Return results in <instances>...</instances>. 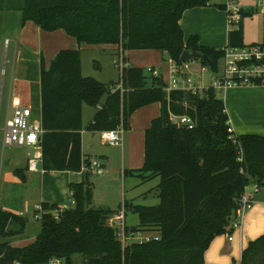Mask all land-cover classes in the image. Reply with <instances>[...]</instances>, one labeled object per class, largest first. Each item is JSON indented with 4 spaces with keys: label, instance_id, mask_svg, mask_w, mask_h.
Returning a JSON list of instances; mask_svg holds the SVG:
<instances>
[{
    "label": "trees",
    "instance_id": "1",
    "mask_svg": "<svg viewBox=\"0 0 264 264\" xmlns=\"http://www.w3.org/2000/svg\"><path fill=\"white\" fill-rule=\"evenodd\" d=\"M206 5L211 0H0V28L17 17L19 26L33 21L44 31L62 29L78 44L160 50L176 65L182 63L184 49L198 50L209 58L200 61L202 66L217 73L222 47L200 45L196 34L184 39L179 23L185 10ZM213 5L223 9L221 2ZM249 14L242 11L237 26L228 31L227 45L264 47L244 42L241 20ZM122 60V72L112 84L82 74L79 48L61 49L48 68L41 66V167L80 171L88 166L81 137L84 104L96 108L86 129L100 132L119 125L125 129L135 110L160 103L159 115L144 131L143 164L126 172L142 179L159 176L158 203L124 201L118 209L138 217L137 225L126 229L154 231L156 238L123 245L117 229L108 224L113 212L93 206V185L85 172L69 184L72 208L54 216L56 203H40L39 231L26 245L10 243L25 236L23 216L0 209V264H47L53 258L63 264H204L211 241L231 230L247 185L264 187V135L228 133L224 101L213 86L196 93L166 91L161 76ZM253 83L264 84L261 79ZM170 114L186 115L194 124L172 123ZM102 217L106 220L101 224ZM238 264H264V233L248 241Z\"/></svg>",
    "mask_w": 264,
    "mask_h": 264
},
{
    "label": "crops",
    "instance_id": "2",
    "mask_svg": "<svg viewBox=\"0 0 264 264\" xmlns=\"http://www.w3.org/2000/svg\"><path fill=\"white\" fill-rule=\"evenodd\" d=\"M248 2L250 1L243 0L244 4L252 5ZM249 12L251 14V11ZM3 18L5 19V21H9L11 19L8 14H5ZM16 18L17 17H15L14 21L12 20L11 24H7L3 29L0 28V51L2 46L8 48L9 44H13L11 73L8 79L7 88L3 91L5 97L4 102L7 109L8 107L15 106L21 102H24L29 107H32V109H35V112L32 110L33 116L40 118L39 74L40 68L41 66H43V56L47 55L49 58H54L57 52L61 49H80L81 72L85 76H92L89 74H84L83 72L81 52L82 50L86 49L98 48L101 51L105 50L112 52L111 54H116L117 52H119L122 58L125 57L127 62L131 66L143 68L144 65H152L151 67L154 66V64H147V62H145V64H141L142 62H140L146 60L145 58L148 52H152V50L148 51L147 53H142L140 49H135L140 51H119L118 47L112 44H78L73 37L69 36L62 29L44 31L41 30L40 27L33 21H26L24 25L19 26L18 22H16ZM179 23L183 30L184 39H186L191 34H196L199 37L200 45L223 47L221 45L224 44L225 46L227 44L228 24L224 9L213 7L211 5L189 8L183 12ZM13 26L17 27V30L14 35H10L9 29L13 28ZM245 39L246 38L244 36V42L247 43ZM6 40H8L7 43ZM253 42L264 43V38L260 39V41H252L250 43ZM35 51L37 57L34 59V61H32L37 65L34 68L35 70H32L31 77L30 75L27 76L26 73H22L21 79L24 80L19 82L18 77L14 76V71L17 70L18 58L20 60H25V62L29 61V54L34 53ZM125 53L128 54V57L125 55ZM131 60L133 62H131ZM168 61H170L169 68H171L173 62L171 59H168ZM7 64L8 62L5 63V65ZM199 67L200 69L198 70V72L201 75L206 71V68L202 65H199ZM44 68L46 69L47 67ZM28 71L29 70L27 69V72ZM94 71L98 73L102 72L100 63L96 64V66L94 67ZM192 72L194 71H192L191 69L190 74H192ZM29 78H32L33 81L31 82L30 80V82H27ZM97 80L106 83L105 80L99 78ZM110 82H113V80L111 79ZM103 100L104 98L101 102H103ZM223 101L225 105V112L228 117V123L232 126L236 135L244 133L264 135V84H246L245 86L241 85L228 88L226 90V96L224 97ZM95 111L96 108L85 104L82 107V150L84 158L89 159L88 164L90 163V161L95 160L93 158H90V156L92 155V153L90 152L92 148V135L88 138L87 142H85L84 134L86 132H92L98 133L99 135V132H93L86 129V126L91 120ZM159 113L160 103L153 102L151 104L138 108L130 115L128 126L123 130V142L121 146L123 156L126 150V146H129L130 150H132L131 143L133 141V137L131 134H133L134 132L132 130V127H138V134L143 138L144 141L145 129L150 125L151 120L157 117ZM85 114L87 115V118ZM31 152L32 150L28 148L26 149L22 158H20L19 160H15L14 158L10 157L8 158V160H3L4 157L2 156L3 153L1 151L2 160L0 162V189L2 187L4 188V184H6L12 185L13 191L11 193L12 198L7 199L5 201V205H3L4 207L2 206V208L0 207V209H6L9 211L12 209L13 204L18 202V200L15 201L13 199L12 194H14L15 188L20 186L21 179L26 185L25 186L23 184V186L25 187L24 194L27 195H25V197H21L26 202L24 204L26 208L32 207L33 209L36 204L41 202L56 203L60 210L72 208L74 206V202L69 189V184L73 181H80L85 172L90 173L89 169H87V167L85 166L86 168H83L80 171H31L27 168V162L28 158L31 155ZM103 157L105 158L104 155ZM129 162L130 159L128 158V164ZM5 165L8 166V170L11 169L12 173L13 171L17 170L18 173L16 175H18L19 177H17L15 174L12 175L11 172L6 170L4 167ZM100 165L103 168L106 167V164ZM122 165H124V163ZM139 167L126 168L123 166L121 169V177L123 178V183H125L126 178L131 179V183L135 182L133 186H137L153 179H157V182L153 184V186H151L147 190H144L138 197L132 199L133 203L155 205L158 203V198L155 193V187L159 183V176H151L149 178L142 179L137 175L126 173L129 170L138 169ZM2 172H6L5 175ZM103 173L101 174L104 175ZM252 186L254 187L255 184H252ZM262 191H264V187H258L257 190H248L246 187V193L253 200L252 207L245 211V213L241 217L240 225L238 227H234L235 229H232L231 225V230L229 232L218 235L211 241L209 247L205 250L203 255L204 264H232L233 260L238 264L241 258L242 250L244 249L248 241L264 233V192L262 193ZM28 192H31L32 194L29 195ZM92 204L95 207H103L111 210L109 207L97 205L94 200ZM111 212L114 213L113 210H111ZM130 212L132 211H126L124 213V222L128 227L135 226L138 223V217L137 220L132 222V224L127 223L126 217ZM32 213L34 214V211H32ZM17 215L24 216L23 212L21 211ZM24 218L27 222L30 220L28 216ZM33 240L34 236H15L10 239V243L14 246H23L32 242Z\"/></svg>",
    "mask_w": 264,
    "mask_h": 264
},
{
    "label": "rangeland",
    "instance_id": "3",
    "mask_svg": "<svg viewBox=\"0 0 264 264\" xmlns=\"http://www.w3.org/2000/svg\"><path fill=\"white\" fill-rule=\"evenodd\" d=\"M221 0H211V3L213 7H217L213 4H216L220 2ZM243 2V0H241ZM250 4L254 5L253 12L247 16H242L241 20V26H242V31L245 36V40L247 43H250L252 41H260V39L264 38V12H262L261 5L264 3V0H249ZM246 3V2H244ZM17 30V27L10 28L9 29V34L14 35ZM252 40V41H251ZM94 45V44H93ZM221 46H224L221 45ZM12 48L13 44H9L8 48H5L4 46L1 47L0 51V162H1V151H2V156L4 157L3 160H8V158H14L15 160H19L22 158L24 155L26 149H28L26 146L23 147H15V146H3V136H4V128L6 121H10L13 113V106L11 107H6L5 104V97L3 94V91L7 88L8 84V79L11 73V58H12ZM142 53H147L146 60L140 61L142 62L141 64H154V69L156 68L158 74L162 76V79L164 80L165 83H168L170 80L171 76V68L170 66V61H168L167 55L163 52L161 53L160 50L156 49H140ZM140 50H135V51H140ZM33 52V51H32ZM112 52L109 51H101L98 48H93V49H86L82 50L81 52V59L83 63V72L84 74H89L92 75L96 79H102L105 80V84H112L118 81V68L115 67L113 64V60L117 58V54H111ZM125 55L128 57V54L125 53ZM39 56V54H38ZM37 57L36 51L34 53L29 54V61L25 60H20L18 58V64H17V70L14 71V76L18 77L19 82H21L24 79H21V74L26 73L27 76L32 74V70H35L34 68L37 66L34 64V59ZM52 58H49L47 55L43 56V66L44 67H49ZM8 60V61H7ZM5 65V63H7ZM131 62H133L131 60ZM97 63H100L102 67V72L98 73L94 71V67L96 66ZM190 64V70L196 72H192L191 77L193 80H195L201 87H208L211 85L213 82H216L217 76L220 75L221 73V63L219 61V70L217 73L212 71L210 68L207 66L206 71L203 72L201 75L199 74L198 70L200 69L199 65L201 66L202 64L200 61L192 60L189 61ZM152 66V65H151ZM150 65H144L145 72L148 73L149 70L148 68L151 67ZM152 67V68H153ZM27 69L29 70L27 72ZM113 80V82H110V80ZM33 81L32 78H29L27 82ZM18 83V82H16ZM245 86V85H244ZM215 91L217 94V97L224 99L226 96V91H223L222 89H219L215 87ZM19 104L26 105L24 102H21ZM29 107V106H28ZM31 110L35 112V109L30 107ZM7 110V111H6ZM7 113V116H6ZM86 118L87 115L85 114ZM137 126L132 127V130L134 131L132 135L133 141L131 143L132 150H130L129 146H126V150L124 152V156L122 155L121 151V146L120 145H112V144H102L100 142V138L98 133H92V132H86L84 134L85 137V142H87L88 138L91 136V143H92V148L90 152L92 155L90 158L95 159L99 164H106L105 168H102L104 171V175L94 173L92 167V170L89 169L90 175H89V181L93 185V200L97 205H102L109 207L111 210L114 211L110 217L116 215L118 213V208L119 205L123 204L124 201L132 202V199L138 197L140 193H142L144 190H147L153 184L157 182V179H153L151 181L142 183L137 186H133L134 183H131V179L126 178L125 183H123V178L121 177V169L122 167L126 168H135V167H141L144 161V141L141 136H139L138 131H137ZM84 142V140H83ZM3 147V148H2ZM105 156V158L103 157ZM128 158L130 159V162L128 164ZM124 163V165H122ZM6 170H8V166H4ZM139 167V168H140ZM5 171V170H4ZM11 172V169L8 170ZM4 175L6 172H2ZM49 173V172H48ZM12 175H16L15 171L13 173L11 172ZM19 177L18 175H16ZM39 177V176H38ZM21 184L19 187H16L14 190L13 199L15 201L18 200L17 203H14L12 206V209L9 210L10 212H13L15 214H18L20 211L23 212L24 217H29L30 220L27 222L25 220V236L31 237L37 234L39 231V222L34 219L32 211L35 213V208H26L24 204L26 203L24 199L21 197H25L24 190L25 185L24 181L21 179ZM26 186V185H25ZM247 189L251 190H256L257 188L252 186V184L247 185ZM13 191V186L12 185H6L4 184V188L2 187L0 189V207L2 208L3 205H5V201L9 198H12L11 193ZM264 191H262L263 193ZM29 195H31V192H28ZM21 199V200H20ZM29 203V202H28ZM4 207V206H3ZM4 210V209H2ZM6 210V209H5ZM8 211V210H7ZM127 223L134 222L137 220V215L135 213L130 212L128 216L126 217ZM115 225H119V221H115ZM234 227H232L233 229ZM235 229V228H234ZM264 230V226H263ZM145 235L153 236L156 235L154 231H147L143 232ZM137 235H135L134 238L132 239H127V242H130L132 240L137 241L135 238ZM75 262L80 263L82 261V258L80 255H76L73 257Z\"/></svg>",
    "mask_w": 264,
    "mask_h": 264
},
{
    "label": "built area",
    "instance_id": "4",
    "mask_svg": "<svg viewBox=\"0 0 264 264\" xmlns=\"http://www.w3.org/2000/svg\"><path fill=\"white\" fill-rule=\"evenodd\" d=\"M223 9L226 14V20L228 24V31L231 28L237 26L242 11H252L254 5L244 4L241 0H221ZM262 12H264V3L261 5ZM8 40H6V43ZM224 53L220 59L221 73L217 76L216 82L211 86L226 91L228 88L254 84L255 79H261L264 82V47L260 44L244 45L241 47L225 45L222 47ZM113 64L118 68L119 75L122 72L124 61L121 54L113 60ZM149 72L154 76H160L156 69L150 67ZM210 86V85H209ZM120 91H123L121 84L117 86ZM166 91L170 90H188L193 93L202 91L207 87H201L190 74L189 61H184L180 65L172 64L171 76L168 83L164 86ZM13 113L10 121H6L3 136V146H26L32 150L30 157L28 158L27 168L31 171L45 172L41 167L42 151H41V137L44 132L39 117H35L32 114L30 107L25 105H15L12 107ZM172 123L178 125L193 126V121L186 115L170 114L169 117ZM229 124V123H228ZM123 127L119 125L112 130H103L99 132V138L102 143H108L112 145L122 146L123 142ZM228 133L235 136L232 126L229 124L227 128ZM240 159V157H239ZM94 167L93 172L101 174L103 173L102 166L96 161L92 160L87 166V169ZM86 168L83 165L82 169ZM258 189V186L255 185ZM256 189V190H257ZM253 205V200L246 193V188L238 199V209L236 210V217L232 221V227H238L240 225L241 217L246 210L250 209ZM35 213L34 219L39 220L41 213L43 212L40 203L34 206ZM60 209L54 211V216H58ZM119 221V225H115V221ZM108 224L117 229V235L119 240L124 245L127 239L135 238L137 241H147L150 238H156V236L145 235L142 230L131 231L126 229L124 222V210L121 208L118 213L108 219ZM18 264V263H15ZM47 264H63L58 258L51 259Z\"/></svg>",
    "mask_w": 264,
    "mask_h": 264
},
{
    "label": "water",
    "instance_id": "5",
    "mask_svg": "<svg viewBox=\"0 0 264 264\" xmlns=\"http://www.w3.org/2000/svg\"><path fill=\"white\" fill-rule=\"evenodd\" d=\"M181 62L184 61H192V60H196V61H201V60H208L209 58L205 55H203V53L201 51L198 50H193V49H184L179 57ZM213 60V59H211ZM106 218L102 217L101 219V224L105 223Z\"/></svg>",
    "mask_w": 264,
    "mask_h": 264
}]
</instances>
